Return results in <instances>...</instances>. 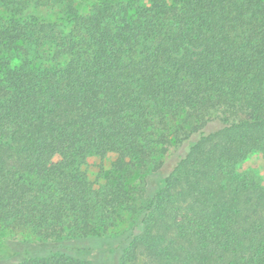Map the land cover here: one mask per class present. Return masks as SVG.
I'll return each mask as SVG.
<instances>
[{
    "label": "trees",
    "instance_id": "16d2710c",
    "mask_svg": "<svg viewBox=\"0 0 264 264\" xmlns=\"http://www.w3.org/2000/svg\"><path fill=\"white\" fill-rule=\"evenodd\" d=\"M253 153L264 0H0V264H264Z\"/></svg>",
    "mask_w": 264,
    "mask_h": 264
},
{
    "label": "rangeland",
    "instance_id": "374dc122",
    "mask_svg": "<svg viewBox=\"0 0 264 264\" xmlns=\"http://www.w3.org/2000/svg\"><path fill=\"white\" fill-rule=\"evenodd\" d=\"M112 160L113 157H108L107 159L91 157L85 165L81 167V170L86 174L91 183L95 186H99V184L104 183V177L110 169V162ZM236 171L238 173L251 174L259 180L262 185H264V158L262 155L258 153L248 155L244 161L236 166ZM124 228V226L120 227L121 230ZM91 244H93V248H95V246H100V249L102 250L105 248L102 246V240L100 239L95 240V242H91Z\"/></svg>",
    "mask_w": 264,
    "mask_h": 264
}]
</instances>
